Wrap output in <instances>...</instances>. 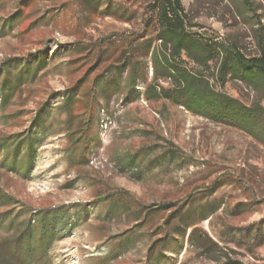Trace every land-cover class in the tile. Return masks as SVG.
<instances>
[{"label": "rangeland", "instance_id": "374dc122", "mask_svg": "<svg viewBox=\"0 0 264 264\" xmlns=\"http://www.w3.org/2000/svg\"><path fill=\"white\" fill-rule=\"evenodd\" d=\"M153 1L0 0V245L42 209L71 223L22 264H264V141L146 92L170 86L151 60ZM182 4L188 31L264 53V0ZM220 59L180 63L264 110V90L218 78ZM38 115L30 163L25 141L17 156L2 144ZM88 119L89 152L72 142Z\"/></svg>", "mask_w": 264, "mask_h": 264}, {"label": "trees", "instance_id": "16d2710c", "mask_svg": "<svg viewBox=\"0 0 264 264\" xmlns=\"http://www.w3.org/2000/svg\"><path fill=\"white\" fill-rule=\"evenodd\" d=\"M150 6L155 12L158 27L156 40L159 44L151 53L155 79H165L170 84L169 87H160L159 90L152 85L147 86L146 92L150 97L168 99L196 115L234 125L264 141V110L260 106H246L239 100L216 91L210 86L207 78L188 70L180 63L181 54L201 64H207L218 55L221 58L218 78L221 79L225 74L231 73L235 78L264 90V53L259 58H245L233 47L215 41L210 42L201 35L188 31L187 15L182 0H154ZM19 65L17 78L21 80L24 72L31 74L30 63L27 60L19 62ZM5 67L8 68L9 64L7 63ZM134 70L135 66L132 67V72ZM36 72L37 69L33 73ZM7 82V78L2 80V89L6 87ZM67 97L70 99L72 94ZM92 110L93 107L90 106L89 112L92 113ZM87 122V128L79 131L80 135L72 142L79 143L81 149L89 152L93 138L88 141L89 136L86 132L90 127L89 119ZM40 123V115L35 116L31 129L26 134L14 139L12 143L5 142L2 145L12 144L14 156H17L21 143L25 141L26 151L22 160L28 159L31 163L34 154L32 131ZM84 156L81 155V158L84 159ZM69 226H71L69 219L59 209H42L35 212L16 236L5 245H0V264H22L40 258L53 241L62 237L59 231H64ZM230 264L242 263L231 261Z\"/></svg>", "mask_w": 264, "mask_h": 264}]
</instances>
